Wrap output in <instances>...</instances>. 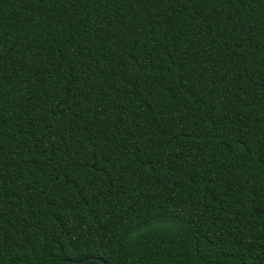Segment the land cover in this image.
<instances>
[{"label": "trees", "instance_id": "16d2710c", "mask_svg": "<svg viewBox=\"0 0 264 264\" xmlns=\"http://www.w3.org/2000/svg\"><path fill=\"white\" fill-rule=\"evenodd\" d=\"M0 264H264V0H0Z\"/></svg>", "mask_w": 264, "mask_h": 264}]
</instances>
